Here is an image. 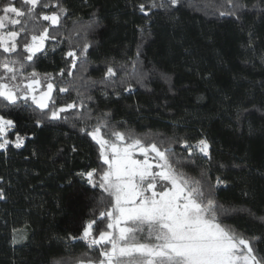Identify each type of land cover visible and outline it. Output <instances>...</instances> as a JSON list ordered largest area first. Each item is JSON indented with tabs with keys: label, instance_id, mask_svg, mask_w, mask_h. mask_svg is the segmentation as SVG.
Listing matches in <instances>:
<instances>
[{
	"label": "trees",
	"instance_id": "obj_1",
	"mask_svg": "<svg viewBox=\"0 0 264 264\" xmlns=\"http://www.w3.org/2000/svg\"><path fill=\"white\" fill-rule=\"evenodd\" d=\"M47 2V14L60 6L67 10L58 42L47 41L46 54H38L25 71L35 70L45 80L51 76L54 83L76 79L81 74L76 70L73 77L57 74L67 68L68 50L79 54L89 43L84 79L100 81L107 66L117 72L115 88L96 83L81 89L93 97L85 101L92 117L110 113L116 130L157 142L171 138L195 145L207 139L210 161L198 152L189 157L177 143L176 166L193 181H224L215 193L227 213L224 223L259 237L256 250L264 256V0H234L243 6L235 16L219 14L230 7L228 0H181L169 9L152 7L168 0ZM141 73L147 79L137 83ZM129 86L132 91H125ZM59 95L60 105L77 99L74 90ZM8 111L0 108V114ZM76 111L61 113L67 122L40 127L29 113H11L13 131L25 142L0 152V264H88L101 258L100 247L89 248L81 237L88 222L100 223L104 209L97 201L107 196L81 173L96 168L98 181L102 161L94 142L80 133ZM16 232H24L25 240L15 242Z\"/></svg>",
	"mask_w": 264,
	"mask_h": 264
},
{
	"label": "snow or ice",
	"instance_id": "obj_2",
	"mask_svg": "<svg viewBox=\"0 0 264 264\" xmlns=\"http://www.w3.org/2000/svg\"><path fill=\"white\" fill-rule=\"evenodd\" d=\"M228 4L227 11H220L221 16H235L243 7L234 0H228ZM179 5L181 0H168L159 5L153 3L152 7L169 9ZM48 7L47 0H0V108L9 110L0 114V152L8 151L10 146L16 149L24 146V137L13 131L17 125L12 112L37 117L35 123L40 127L43 123L67 122L68 116L62 117L61 113L77 110L72 115L83 124L79 131L94 142L102 161L98 165L101 170L98 181L93 180L96 168L81 176H86L92 188L98 187L107 196L97 201V207L104 209L99 212L100 223L93 219L83 227L81 238L88 242V247H100L101 258L88 264H264V256L256 250L260 238L224 223L227 213L221 211L215 195L224 181L219 177L214 184L208 179L193 181L176 166L177 143L189 157L198 152L210 161L207 139L201 138L195 145L171 138L157 142L131 131L116 130L107 119L110 113L92 117L85 101L93 97L81 89L96 83L115 88L117 72L107 66L100 81L84 79L89 43L83 44L79 54L74 48L68 50L67 68L57 74L73 77L76 70L81 73L76 79H58L54 83L51 76L42 81L35 70L25 71L40 59L38 54H46L47 41H57L58 26L67 10L60 6L58 11L47 14L43 9ZM140 11L144 12L143 4ZM41 21L49 24L43 25ZM145 79L147 75L141 73L137 83ZM70 90L76 91L77 99L60 105L64 98L59 94ZM124 90L131 92L132 88ZM54 91L58 92L56 96ZM81 108L86 113H79ZM92 119L96 123L90 125ZM102 129L106 130L103 135ZM10 134L15 135L14 141L9 139ZM2 199L4 194L0 191ZM94 225L98 236H93Z\"/></svg>",
	"mask_w": 264,
	"mask_h": 264
},
{
	"label": "rangeland",
	"instance_id": "obj_3",
	"mask_svg": "<svg viewBox=\"0 0 264 264\" xmlns=\"http://www.w3.org/2000/svg\"><path fill=\"white\" fill-rule=\"evenodd\" d=\"M41 79H42V81L45 80L43 78H41ZM25 236H26V234L24 232H19V233L16 232V234L14 236L15 237V242L24 241L25 240Z\"/></svg>",
	"mask_w": 264,
	"mask_h": 264
}]
</instances>
